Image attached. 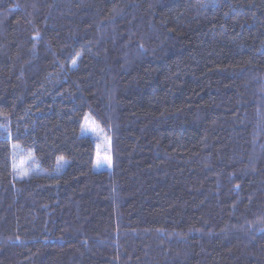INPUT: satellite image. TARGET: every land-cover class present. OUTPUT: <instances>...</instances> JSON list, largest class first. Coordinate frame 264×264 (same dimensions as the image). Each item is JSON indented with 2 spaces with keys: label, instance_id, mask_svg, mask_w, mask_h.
Returning <instances> with one entry per match:
<instances>
[{
  "label": "trees",
  "instance_id": "trees-1",
  "mask_svg": "<svg viewBox=\"0 0 264 264\" xmlns=\"http://www.w3.org/2000/svg\"><path fill=\"white\" fill-rule=\"evenodd\" d=\"M0 264H264V0H0Z\"/></svg>",
  "mask_w": 264,
  "mask_h": 264
},
{
  "label": "rangeland",
  "instance_id": "rangeland-1",
  "mask_svg": "<svg viewBox=\"0 0 264 264\" xmlns=\"http://www.w3.org/2000/svg\"><path fill=\"white\" fill-rule=\"evenodd\" d=\"M87 126L89 129H95V131L82 132V128ZM81 133L85 136H90L96 141L97 153L95 159V169L97 171H105L111 167V140L108 135L99 126L97 121L87 116L82 124ZM14 160H15V171L19 178L26 177L33 173H40V170L35 157L22 150L19 145H14ZM67 163V161H64Z\"/></svg>",
  "mask_w": 264,
  "mask_h": 264
},
{
  "label": "snow or ice",
  "instance_id": "snow-or-ice-1",
  "mask_svg": "<svg viewBox=\"0 0 264 264\" xmlns=\"http://www.w3.org/2000/svg\"><path fill=\"white\" fill-rule=\"evenodd\" d=\"M90 131H95V129L94 128L93 129H89L87 126H85L84 128H82V132L87 133V132H90Z\"/></svg>",
  "mask_w": 264,
  "mask_h": 264
}]
</instances>
